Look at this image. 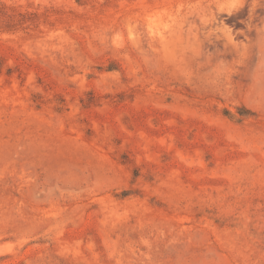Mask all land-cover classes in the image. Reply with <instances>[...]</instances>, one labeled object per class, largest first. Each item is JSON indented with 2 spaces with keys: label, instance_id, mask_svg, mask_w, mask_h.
I'll return each instance as SVG.
<instances>
[{
  "label": "rangeland",
  "instance_id": "1",
  "mask_svg": "<svg viewBox=\"0 0 264 264\" xmlns=\"http://www.w3.org/2000/svg\"><path fill=\"white\" fill-rule=\"evenodd\" d=\"M0 264H264V0H0Z\"/></svg>",
  "mask_w": 264,
  "mask_h": 264
},
{
  "label": "bare ground",
  "instance_id": "2",
  "mask_svg": "<svg viewBox=\"0 0 264 264\" xmlns=\"http://www.w3.org/2000/svg\"><path fill=\"white\" fill-rule=\"evenodd\" d=\"M19 210V209H18Z\"/></svg>",
  "mask_w": 264,
  "mask_h": 264
}]
</instances>
